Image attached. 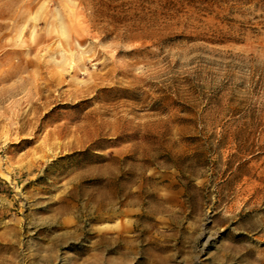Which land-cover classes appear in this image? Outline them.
<instances>
[{
	"label": "rangeland",
	"instance_id": "rangeland-1",
	"mask_svg": "<svg viewBox=\"0 0 264 264\" xmlns=\"http://www.w3.org/2000/svg\"><path fill=\"white\" fill-rule=\"evenodd\" d=\"M0 264H264V0H0Z\"/></svg>",
	"mask_w": 264,
	"mask_h": 264
},
{
	"label": "bare ground",
	"instance_id": "bare-ground-1",
	"mask_svg": "<svg viewBox=\"0 0 264 264\" xmlns=\"http://www.w3.org/2000/svg\"><path fill=\"white\" fill-rule=\"evenodd\" d=\"M18 90L16 88L13 89H6L1 95L2 96H11L13 94H15ZM11 113H13L14 115V111H12ZM16 114V113H15Z\"/></svg>",
	"mask_w": 264,
	"mask_h": 264
}]
</instances>
